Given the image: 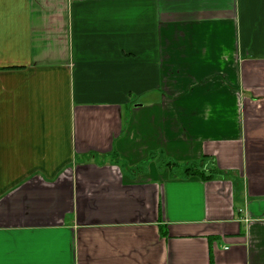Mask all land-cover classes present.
Returning <instances> with one entry per match:
<instances>
[{"label":"crops","instance_id":"1","mask_svg":"<svg viewBox=\"0 0 264 264\" xmlns=\"http://www.w3.org/2000/svg\"><path fill=\"white\" fill-rule=\"evenodd\" d=\"M0 264H264V0H0Z\"/></svg>","mask_w":264,"mask_h":264},{"label":"trees","instance_id":"2","mask_svg":"<svg viewBox=\"0 0 264 264\" xmlns=\"http://www.w3.org/2000/svg\"><path fill=\"white\" fill-rule=\"evenodd\" d=\"M170 166L177 167V172L173 173V175H177L180 178H191V177H198L204 182H210L214 180H220L227 178L228 173H225L216 165V161L212 158H203L200 161L192 162L183 166H180L176 163H169ZM234 184L236 185V189L239 187L237 186V182Z\"/></svg>","mask_w":264,"mask_h":264}]
</instances>
